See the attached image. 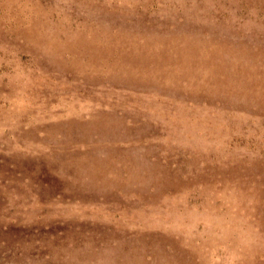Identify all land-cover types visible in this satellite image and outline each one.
Listing matches in <instances>:
<instances>
[{"label":"rangeland","instance_id":"1","mask_svg":"<svg viewBox=\"0 0 264 264\" xmlns=\"http://www.w3.org/2000/svg\"><path fill=\"white\" fill-rule=\"evenodd\" d=\"M0 264H264V0H0Z\"/></svg>","mask_w":264,"mask_h":264}]
</instances>
